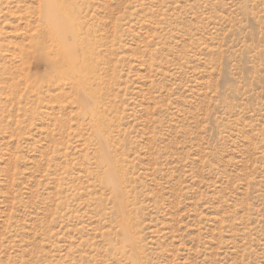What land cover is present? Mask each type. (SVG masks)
Returning a JSON list of instances; mask_svg holds the SVG:
<instances>
[{
  "label": "rangeland",
  "instance_id": "374dc122",
  "mask_svg": "<svg viewBox=\"0 0 264 264\" xmlns=\"http://www.w3.org/2000/svg\"><path fill=\"white\" fill-rule=\"evenodd\" d=\"M43 1L0 0V264H264V0H77L99 119Z\"/></svg>",
  "mask_w": 264,
  "mask_h": 264
},
{
  "label": "bare ground",
  "instance_id": "6f19581e",
  "mask_svg": "<svg viewBox=\"0 0 264 264\" xmlns=\"http://www.w3.org/2000/svg\"><path fill=\"white\" fill-rule=\"evenodd\" d=\"M77 2V0H44V22L51 36L56 39L62 58L68 63L69 74L78 77V82L83 84L84 88L87 89L86 84L88 80L86 77V70L89 68L88 62L90 58L83 56L82 52L84 51L86 53L87 51L83 48L91 50V47L88 45V35L86 32L84 33V31L82 33L83 21H81L77 13L80 10L78 9L79 3L77 4ZM81 49H83V51H81ZM90 54L87 52L86 55L90 56ZM87 91L88 93L85 94L82 100L83 106H85L93 116L99 119L100 113L97 102L93 97L94 93L88 89ZM105 158V161L109 163L110 157L108 153L105 155ZM115 171L116 167L114 172ZM106 180L114 183V192L116 196L120 198V201H122L123 190L119 184V179L112 175L106 177ZM122 211L124 212V209H122Z\"/></svg>",
  "mask_w": 264,
  "mask_h": 264
}]
</instances>
